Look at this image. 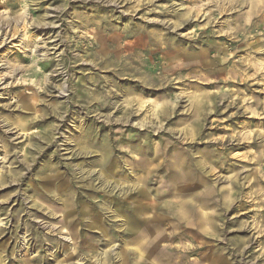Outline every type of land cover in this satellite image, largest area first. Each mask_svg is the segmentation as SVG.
<instances>
[{"label":"rangeland","instance_id":"rangeland-1","mask_svg":"<svg viewBox=\"0 0 264 264\" xmlns=\"http://www.w3.org/2000/svg\"><path fill=\"white\" fill-rule=\"evenodd\" d=\"M0 264H264V0H0Z\"/></svg>","mask_w":264,"mask_h":264},{"label":"bare ground","instance_id":"bare-ground-1","mask_svg":"<svg viewBox=\"0 0 264 264\" xmlns=\"http://www.w3.org/2000/svg\"><path fill=\"white\" fill-rule=\"evenodd\" d=\"M23 129V128H22Z\"/></svg>","mask_w":264,"mask_h":264}]
</instances>
